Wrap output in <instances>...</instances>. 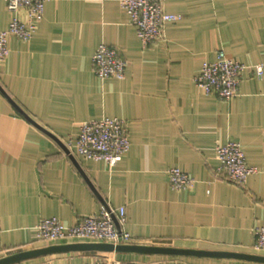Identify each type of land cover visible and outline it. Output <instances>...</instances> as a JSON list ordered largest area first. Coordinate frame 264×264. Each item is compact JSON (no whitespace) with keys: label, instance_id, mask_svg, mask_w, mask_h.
Masks as SVG:
<instances>
[{"label":"crops","instance_id":"0c3cea01","mask_svg":"<svg viewBox=\"0 0 264 264\" xmlns=\"http://www.w3.org/2000/svg\"><path fill=\"white\" fill-rule=\"evenodd\" d=\"M164 7L181 16L147 46L121 0H45L33 36L9 38L0 63V258L83 241L38 240L36 227L54 216L71 224L104 206L125 207L132 243L264 255L254 248L264 222V73L246 69L230 101L194 82L219 49L249 66L264 62V0H164ZM12 16L0 0V31ZM101 43L127 61L124 78L94 72ZM105 116L128 123L131 146L121 161L110 166L66 151L83 122ZM228 141L239 142L257 167L245 184L218 172L216 147ZM172 167L195 177L194 187H173ZM98 253L56 252L9 264H82ZM114 253L125 261L264 264L200 253Z\"/></svg>","mask_w":264,"mask_h":264},{"label":"built area","instance_id":"2783aa9c","mask_svg":"<svg viewBox=\"0 0 264 264\" xmlns=\"http://www.w3.org/2000/svg\"><path fill=\"white\" fill-rule=\"evenodd\" d=\"M12 12V19L6 29L0 31V63L10 53L9 38L15 36L28 41L34 34L37 24L44 14L45 0H4ZM130 21L136 26L137 34L144 46L164 38L165 25L181 15L165 10L164 0H121ZM22 12H24L22 14ZM93 70L102 79L108 77L124 78L127 61L119 49L101 43L92 56ZM262 77L264 62L254 66L246 65L219 49L214 60H205L197 75L196 85L206 94H214L230 101L240 90L246 69ZM131 146L128 123L119 117L105 116L85 121L80 126L78 136L68 142L69 153L94 160H104L115 166L122 160ZM221 176L238 184H245L257 167L247 163L246 153L239 142L228 141L216 147ZM217 172V173H218ZM169 179L179 190L191 189L196 179L179 167L169 169ZM126 219L124 206L118 209L102 207L100 213L84 215L74 223L65 224L59 217H45L36 227V238L44 241L62 239L132 243L133 237L123 227ZM254 248L264 252V222L255 229ZM82 264H191L180 258L159 259L151 262L125 261L117 258L114 252H100L92 262Z\"/></svg>","mask_w":264,"mask_h":264},{"label":"water","instance_id":"95a60500","mask_svg":"<svg viewBox=\"0 0 264 264\" xmlns=\"http://www.w3.org/2000/svg\"><path fill=\"white\" fill-rule=\"evenodd\" d=\"M19 111L27 117L32 123L42 130L50 133L47 129L39 125L24 109L17 105ZM51 134V133H50ZM69 152V148L65 147ZM66 251H96V252H142V253H163L175 255H187L193 253L210 254V255H226L236 257H246L254 260L264 261V255L246 254L233 251H200L194 249H182L177 247L161 246V245H146L136 243H118L101 241H75L61 244H52L45 247L19 251L11 255L0 258V264H9L14 261L29 258L37 255L50 254Z\"/></svg>","mask_w":264,"mask_h":264}]
</instances>
